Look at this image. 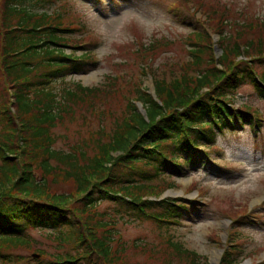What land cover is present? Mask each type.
I'll list each match as a JSON object with an SVG mask.
<instances>
[{
  "label": "trees",
  "instance_id": "obj_1",
  "mask_svg": "<svg viewBox=\"0 0 264 264\" xmlns=\"http://www.w3.org/2000/svg\"><path fill=\"white\" fill-rule=\"evenodd\" d=\"M25 1L0 0V264L16 263L17 251L39 254L33 264H94L96 258L95 264H137L126 254L142 243H132V249L112 246L113 216L95 207L107 202L122 218L149 221L157 229L182 220L189 212L184 204L191 203L157 200L172 184L154 181L207 163L210 156L201 149L213 146L218 134L252 122V116L259 121L256 110L233 108L232 93L249 84L264 95V70H255L264 69V20L243 13L229 22L228 10L213 8L223 27L218 30L221 55L213 57V43L193 49L204 41L193 32L189 61L184 67L175 64L180 67L175 79L155 80L154 95L136 87L132 100L117 87L106 93L75 82L60 91L48 86L72 71L86 70L90 52L66 54L61 48L70 47L62 34L74 28H67L61 15L23 6ZM42 3L36 0L35 6ZM227 27H235L237 35H228ZM236 36L243 40L236 42ZM119 95L124 110L111 133L102 129L74 147H57L55 129L73 117L76 106L91 104L89 110L95 112ZM101 115L106 116L105 110ZM61 183L72 186L66 192L58 187ZM34 230L46 233L44 243L32 237ZM164 244L167 256L198 257L171 239ZM141 251L150 254L146 246ZM243 259L230 245L219 264Z\"/></svg>",
  "mask_w": 264,
  "mask_h": 264
},
{
  "label": "rangeland",
  "instance_id": "obj_2",
  "mask_svg": "<svg viewBox=\"0 0 264 264\" xmlns=\"http://www.w3.org/2000/svg\"><path fill=\"white\" fill-rule=\"evenodd\" d=\"M35 3L36 0H27L23 6L35 12L61 15L67 28H74L62 34L70 48L61 50L76 57L88 50L91 58L90 65L84 67L86 70L72 71L48 86L60 91L71 88L75 82L104 89L106 93L117 87L122 93H129L132 100L136 87L154 95L155 80L169 83L175 79L180 72L175 64L189 61L193 32H199L204 39L193 49L213 43V57L217 59L221 55L218 30L223 27L213 8L228 10L232 14L229 22L240 20L243 13L264 20V0H44L43 7ZM226 33L235 36L237 29L227 27ZM242 40V36L235 37L236 42ZM255 70L260 73L264 69L255 67ZM12 91L8 90V94ZM233 94V108L245 105L256 110L262 120L259 125L242 124L234 131L224 130L217 135L213 146L201 149L210 156L207 165L195 164L179 175L165 174L154 181L163 179L158 185L165 187L172 184L160 192L157 200L173 199L178 205L182 201L191 203L184 204L189 212L177 225L157 229L149 221L122 218L115 212V206L107 202L95 207L96 211L113 216L112 246L120 244L132 249V243H142L138 250L127 251L130 262L213 264V256L219 253L221 259L225 248L232 245L244 257L240 264H264V95L256 93L249 84L239 86ZM125 98L128 100L127 95ZM105 101L109 103L102 104L95 112L89 110L91 104L76 106L73 117L55 129L57 147L73 146L76 141L95 137L102 129L111 133L115 117L123 113L125 101L120 95ZM135 104L145 115L142 105ZM104 110L106 116L101 115ZM112 170L111 164L108 172ZM167 172L171 174L170 170ZM70 186V183L58 185L66 192ZM31 234L44 243L46 233L34 230ZM167 239L178 242L198 257L167 256L164 248ZM144 246L150 254L141 251ZM47 251L57 254L63 250ZM16 256L14 264H33L40 259L32 251H17Z\"/></svg>",
  "mask_w": 264,
  "mask_h": 264
},
{
  "label": "bare ground",
  "instance_id": "obj_3",
  "mask_svg": "<svg viewBox=\"0 0 264 264\" xmlns=\"http://www.w3.org/2000/svg\"><path fill=\"white\" fill-rule=\"evenodd\" d=\"M219 253H217L216 255L213 256L212 260H213V264H218L219 260ZM218 261V262H217ZM242 264H247V263H242Z\"/></svg>",
  "mask_w": 264,
  "mask_h": 264
}]
</instances>
